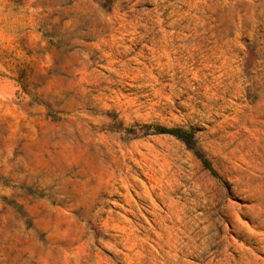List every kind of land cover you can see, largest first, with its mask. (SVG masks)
Wrapping results in <instances>:
<instances>
[{
  "label": "rangeland",
  "instance_id": "1",
  "mask_svg": "<svg viewBox=\"0 0 264 264\" xmlns=\"http://www.w3.org/2000/svg\"><path fill=\"white\" fill-rule=\"evenodd\" d=\"M0 264H264V0H0Z\"/></svg>",
  "mask_w": 264,
  "mask_h": 264
},
{
  "label": "trees",
  "instance_id": "2",
  "mask_svg": "<svg viewBox=\"0 0 264 264\" xmlns=\"http://www.w3.org/2000/svg\"><path fill=\"white\" fill-rule=\"evenodd\" d=\"M155 131L158 134H169L180 139L188 148L194 150L196 157L201 161L203 166L209 171H211L212 174H215V171L213 170L210 161L205 157V155L199 149H197L195 134L193 131H187L177 128L168 129L160 126L155 127Z\"/></svg>",
  "mask_w": 264,
  "mask_h": 264
}]
</instances>
